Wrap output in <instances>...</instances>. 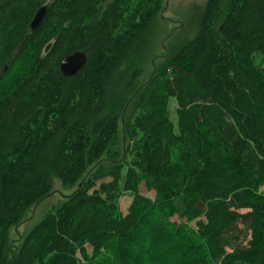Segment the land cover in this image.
<instances>
[{
	"label": "trees",
	"instance_id": "trees-1",
	"mask_svg": "<svg viewBox=\"0 0 264 264\" xmlns=\"http://www.w3.org/2000/svg\"><path fill=\"white\" fill-rule=\"evenodd\" d=\"M161 9L0 0V264H264V0L194 4L140 79Z\"/></svg>",
	"mask_w": 264,
	"mask_h": 264
},
{
	"label": "rangeland",
	"instance_id": "rangeland-1",
	"mask_svg": "<svg viewBox=\"0 0 264 264\" xmlns=\"http://www.w3.org/2000/svg\"><path fill=\"white\" fill-rule=\"evenodd\" d=\"M202 0H161V11L158 13L156 17L155 25L153 27V34L150 40V56L146 58V61L143 65V72L140 76V79H143L150 72L153 63L157 61L159 55L163 53L162 46L164 45L165 40H163L164 36L173 28H175L179 22L183 20L185 15L188 12H191V7L194 4L201 3ZM153 54L155 55L153 57ZM153 57V58H152ZM169 110L171 116H173V108L174 102L173 100L168 101ZM73 188H62L58 181H53V193L43 200L38 202L33 209L26 213V219H24L17 226L10 229L9 239L11 245L16 244V240L18 236L23 233L26 229L30 228V226L36 222L41 214L45 212L50 206L60 201L64 196L68 195ZM264 192V188H261ZM260 189V190H261ZM140 192L152 197V192L145 191L142 187H140ZM130 201L129 195H122L119 198V210L121 213H124L126 207ZM176 217H171L170 220H175Z\"/></svg>",
	"mask_w": 264,
	"mask_h": 264
},
{
	"label": "water",
	"instance_id": "water-1",
	"mask_svg": "<svg viewBox=\"0 0 264 264\" xmlns=\"http://www.w3.org/2000/svg\"><path fill=\"white\" fill-rule=\"evenodd\" d=\"M52 1V0H50ZM45 12V5L37 8L34 15L32 16L29 29L33 31L38 25L40 19ZM85 61V55L81 51H74L66 56H64L58 63V69L61 74L68 76L75 73Z\"/></svg>",
	"mask_w": 264,
	"mask_h": 264
}]
</instances>
